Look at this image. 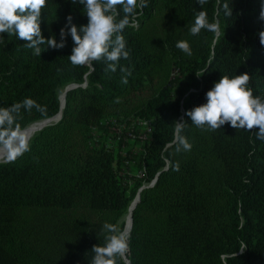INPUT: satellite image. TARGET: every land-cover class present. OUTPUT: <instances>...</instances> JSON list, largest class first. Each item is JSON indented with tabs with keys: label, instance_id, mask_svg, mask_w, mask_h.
<instances>
[{
	"label": "trees",
	"instance_id": "trees-1",
	"mask_svg": "<svg viewBox=\"0 0 264 264\" xmlns=\"http://www.w3.org/2000/svg\"><path fill=\"white\" fill-rule=\"evenodd\" d=\"M230 6V18L217 16V0H208L203 10L219 20L220 34L193 36L195 0H150L123 33L131 50L120 61L132 71L126 85L119 67L73 66L70 36L37 57L3 33L0 107L31 97L45 108L22 111L21 127L57 114L60 94L77 86L65 93L61 120L33 134L15 162L0 163V264H89L93 245L104 242L103 223L123 227L137 191L155 177L140 193L126 259L116 264H264V141L255 128L202 130L185 116L223 74L249 73L254 94L264 95L260 0ZM69 14L87 23L70 0H48L42 34L59 39ZM181 39L191 56L175 47ZM135 118L150 122L143 142L130 136L138 134ZM176 120L189 122V152L169 146Z\"/></svg>",
	"mask_w": 264,
	"mask_h": 264
},
{
	"label": "clouds",
	"instance_id": "clouds-1",
	"mask_svg": "<svg viewBox=\"0 0 264 264\" xmlns=\"http://www.w3.org/2000/svg\"><path fill=\"white\" fill-rule=\"evenodd\" d=\"M48 0H0V43L4 42L3 33L15 35L23 40L25 47L32 50V55L40 57L48 48L62 49L70 36L71 54L68 60L73 66H92L93 62L102 61L105 72L115 73L119 67L121 83L127 84L132 75L131 68L120 64L128 60L130 49L124 36L127 27L137 26V16L148 7L150 0H70L79 7L87 17V23L77 25L69 14L65 24L56 35L45 37L42 34V10ZM200 10L188 31L197 36L202 30L219 36L218 19L209 20L203 7L208 0H195ZM231 0H217V16L220 11L226 18L233 14ZM259 19L264 21V0H260ZM261 45H264V30L259 32ZM175 47L191 56L192 48L187 40H178ZM197 76L202 74L196 73ZM250 74H223L213 82L205 93V102L185 111V116L196 128L216 131L222 126L236 130L251 131L254 128L256 139L264 141V95H256L250 86ZM118 102V98H117ZM33 109L43 113L44 106L31 97L0 107V159L6 163L15 162L24 153L30 151V137L27 130L21 127V112ZM188 120L174 121V136L170 147L176 153L189 152L193 144L185 135ZM179 171L177 162L173 168ZM103 244H95L91 248L92 256L89 264H116L117 258H123L129 249L130 230L117 223L104 222L101 226Z\"/></svg>",
	"mask_w": 264,
	"mask_h": 264
},
{
	"label": "water",
	"instance_id": "water-1",
	"mask_svg": "<svg viewBox=\"0 0 264 264\" xmlns=\"http://www.w3.org/2000/svg\"><path fill=\"white\" fill-rule=\"evenodd\" d=\"M76 86H77V85H71V86H68L67 88H65L64 93H63V94H64V97H65V93H66V91H68V90H70V89H72V88H74V87H76ZM64 106H65V100H64V105H63L62 108H64ZM57 116H58V114H55L54 116H52V117H50V118H46V119H43V120H40V121L34 122V123L30 124V125H37V126H38V131H37V132H40V131H42L43 129H45V128H47V127H49V126H51V125L57 123L59 120H61V118H62V112H60V115H59L58 118H57ZM37 132H36V133H37ZM3 162H4V161H0V163H3ZM165 169H166V168H165ZM156 180H157V177L154 178V180L152 181V183H151L150 185H148V186H142V187L139 188V190L137 191V195H136V197H137L136 200H137V201L134 200L133 204H132L131 206H129V208H128V209H131L130 217H132V212H133L134 208L136 207V205L138 204V202L140 201V193H141V191H142L144 188H146V187L153 186V185L155 184ZM131 227H132V218H131V222H130L129 230H131ZM123 258L126 259L125 256H124ZM126 262H127V264H128V261H126Z\"/></svg>",
	"mask_w": 264,
	"mask_h": 264
},
{
	"label": "built area",
	"instance_id": "built-area-1",
	"mask_svg": "<svg viewBox=\"0 0 264 264\" xmlns=\"http://www.w3.org/2000/svg\"><path fill=\"white\" fill-rule=\"evenodd\" d=\"M134 124H136V126H137L138 134L136 136L134 134H130V136L132 138L136 137L137 139L141 140V142L145 141L151 132L150 122L145 120V119L135 118ZM121 129H125L126 131H129V126L120 125L118 127V130H121ZM165 168H167V167H165ZM150 184H148V185H150ZM148 185H144V186H148Z\"/></svg>",
	"mask_w": 264,
	"mask_h": 264
},
{
	"label": "bare ground",
	"instance_id": "bare-ground-1",
	"mask_svg": "<svg viewBox=\"0 0 264 264\" xmlns=\"http://www.w3.org/2000/svg\"><path fill=\"white\" fill-rule=\"evenodd\" d=\"M64 93V92H63ZM63 93H61L60 94V105H61V107H60V110H59V112L57 113L58 114V116H57V118L59 117V115H60V112H62V110H63V105H64V94ZM26 130H27V134H28V136L31 138L32 137V135L36 132V131H38V126L37 125H29V126H27L26 128H25ZM0 161H3L2 159H0ZM137 195V194H136ZM137 199V197L135 196V198L133 199V201L131 202V204H130V206L133 204V202H134V200H136ZM137 201V200H136ZM130 212H131V209H129V211L125 214V216H124V227L126 226V227H130V222H131V217H130Z\"/></svg>",
	"mask_w": 264,
	"mask_h": 264
},
{
	"label": "rangeland",
	"instance_id": "rangeland-1",
	"mask_svg": "<svg viewBox=\"0 0 264 264\" xmlns=\"http://www.w3.org/2000/svg\"><path fill=\"white\" fill-rule=\"evenodd\" d=\"M37 132V131H36ZM35 132V133H36ZM34 133V134H35ZM33 136V135H32ZM131 143L135 146V148H136V150L137 151H141V149H142V143L141 142H138V141H131ZM126 214V213H125ZM125 216V215H124ZM124 216H123V218H122V224H123V227H124Z\"/></svg>",
	"mask_w": 264,
	"mask_h": 264
}]
</instances>
